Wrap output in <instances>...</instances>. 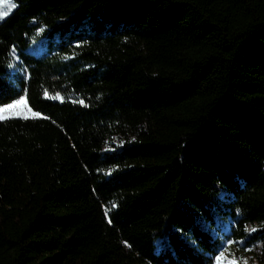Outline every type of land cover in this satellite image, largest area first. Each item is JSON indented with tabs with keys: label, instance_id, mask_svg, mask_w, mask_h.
I'll return each mask as SVG.
<instances>
[{
	"label": "trees",
	"instance_id": "obj_1",
	"mask_svg": "<svg viewBox=\"0 0 264 264\" xmlns=\"http://www.w3.org/2000/svg\"><path fill=\"white\" fill-rule=\"evenodd\" d=\"M22 96L0 264H264V0H15L0 107Z\"/></svg>",
	"mask_w": 264,
	"mask_h": 264
},
{
	"label": "snow or ice",
	"instance_id": "obj_2",
	"mask_svg": "<svg viewBox=\"0 0 264 264\" xmlns=\"http://www.w3.org/2000/svg\"><path fill=\"white\" fill-rule=\"evenodd\" d=\"M15 7L14 4L6 5L2 10H0V19L6 17L12 8ZM45 96H48V93L45 92ZM56 99H60L59 96L55 97ZM29 114L33 117H39L40 113L33 112L30 107H28V103L25 97H21L19 100L8 104L4 107H0V121L10 118L11 116H23L24 118H28ZM249 231H256V229H250ZM224 253H221L216 257L217 264H221L222 257ZM229 264H237V261L233 259L229 262ZM243 264H247V260H243Z\"/></svg>",
	"mask_w": 264,
	"mask_h": 264
},
{
	"label": "rangeland",
	"instance_id": "obj_3",
	"mask_svg": "<svg viewBox=\"0 0 264 264\" xmlns=\"http://www.w3.org/2000/svg\"><path fill=\"white\" fill-rule=\"evenodd\" d=\"M8 4H14L15 5V0H0V10H2ZM27 51L32 53V54H35V55H40V54L44 53V51H45L44 40L42 38H40V39L34 41L28 47ZM12 53L16 54V51L12 50ZM22 97H25V96H22ZM19 99H17V100H19ZM17 100H14L13 102H15ZM13 102H11V103H13ZM11 103H9V104H11ZM4 106H6V105H4ZM4 106H1V107H4ZM33 112H35V111H33ZM11 117H13V116H11ZM20 117H23V116H20ZM28 117H33V116H31L29 114ZM222 253H224V257L228 258L230 261L235 259L237 261V264H243V260H247V264H256L255 259L251 255L245 254V253L237 250L236 248L232 247L231 245L224 244L222 246Z\"/></svg>",
	"mask_w": 264,
	"mask_h": 264
}]
</instances>
